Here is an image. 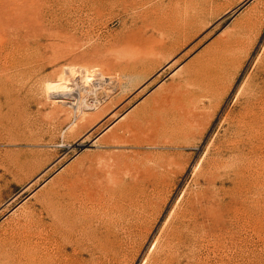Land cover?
I'll list each match as a JSON object with an SVG mask.
<instances>
[{"label": "rangeland", "instance_id": "1", "mask_svg": "<svg viewBox=\"0 0 264 264\" xmlns=\"http://www.w3.org/2000/svg\"><path fill=\"white\" fill-rule=\"evenodd\" d=\"M263 91L264 0H0V248L25 214L55 224L68 184H110L142 218L119 264L167 232L174 264H264V123L237 128Z\"/></svg>", "mask_w": 264, "mask_h": 264}, {"label": "bare ground", "instance_id": "2", "mask_svg": "<svg viewBox=\"0 0 264 264\" xmlns=\"http://www.w3.org/2000/svg\"><path fill=\"white\" fill-rule=\"evenodd\" d=\"M68 75H69L68 76L69 79L71 80V82H70L71 84L69 85L70 89H68V88L67 89L70 92H73L74 94H75V89L77 87L76 84L79 85L80 88L82 87V89H83V86L89 85L93 81L92 77H87L83 73H81V70H79V68L72 69V71L68 72ZM244 86L245 85H243V87L241 86L242 87L241 91H243V88L245 89L246 87H248L249 83L245 87ZM210 87H208V88L210 89ZM61 89L62 88L59 86L57 88V92H60ZM89 92H90V90H89ZM208 92H210V91H208ZM253 93H252V96L250 95V97L246 100L248 106H245L246 107L245 116H243L242 119L237 118V119H239L237 121L240 122V124L237 128H238V132H241L244 130L243 128H246L247 129L246 131L249 134H251L253 137L260 138V137H262L261 131L259 129L255 130L254 127L257 125L259 126V124L261 125L262 123H264V115L262 116L261 114H259L260 112H258L259 109H261L263 107V104H264L263 103L264 102V91L260 92L262 94L259 97L257 96V94H253ZM70 106L76 110L79 108L77 112L82 110L81 109L82 105L80 106V103L78 101H77V103H75V102L71 103ZM87 109H89V108H87ZM91 109H93V108H91ZM85 111H86V109H85ZM241 123H243V125H241ZM234 124H235V122H234ZM256 138H254V139H256ZM256 149H258V148H256ZM34 152H35V150H34ZM25 163L26 162L22 163L21 160L19 161L18 159L13 162L15 168H21L24 166ZM215 163H213V164L215 165ZM11 171H12V169H11ZM112 183H115V182L112 181ZM117 185H119V184H117ZM120 185L122 186V184H120ZM83 186L84 187L78 188L77 185H75L73 183L67 185V187H66V189H67L66 190V206H65L66 210L64 209L66 212L62 211L65 214H63L58 208H56L58 211L56 210L57 214H56L55 218L58 219V221H57L58 225L56 224L57 223L56 220L55 221L53 220V222H55L56 225L54 223H52L53 225L50 223L51 225L48 226L45 223L43 217L38 215L39 212L37 211L38 212L37 213L34 211L32 213L31 212L28 213L30 215L25 214V216H26L25 224L22 226V229H24V231H25V234L23 236L21 235L20 237H18L16 234L15 235L13 234L14 235L13 236L12 233L11 234L5 233L6 236L3 239L5 242L3 241L4 244H2V248H0V250H3L5 252V254L16 251L17 255L15 256L16 258L13 256L16 253L15 252L14 254L11 253L12 255L8 254V256L6 257L5 254L3 253L5 256L4 259L2 258L4 261V264H84V258L82 256L85 253V251L90 253V256H91L90 261L91 262L90 261H88V262H90L92 264H119L121 258L124 257L125 255L127 256L126 252H127L129 245L131 243L136 244L139 242L138 240L140 239V237H138L139 239L137 238L138 233H137L136 237H133V234H134L133 233L134 232L133 226L136 225L137 223H138L137 224V226H138L139 225V219H142V218L138 217V219H136V217H133V216L131 218H129V217L127 218V216H125L126 213L124 211V201H123L124 194H123L122 189L115 187V185L111 186L109 184L108 186L99 187V188H97V190L95 192L90 191V188H89L90 186H85V185H83ZM124 188H126V186ZM131 189H133V188H131ZM131 189H130V191H131ZM124 190L126 191V189H124ZM133 190H136V189H133ZM130 191H128L129 194H130ZM139 191H140V189H139ZM142 193H143V191H142ZM144 193H146V194H144ZM144 193L143 194L145 196L148 195L146 190ZM126 194H128V193H126ZM132 194H134V193H132ZM132 194H130V197H132L131 196ZM117 195H119V196L116 198L115 196H117ZM141 195H140V198L145 197V196H143V195L141 196ZM136 196H137V194H136ZM138 196H137V198H138ZM49 198H50L49 201L51 202L53 199L51 197H49ZM136 199H135V203H136ZM146 199H148V198H146ZM131 200H133V198ZM143 200L145 202L144 198H143ZM129 201H130V199H129ZM146 201L148 204V200H146ZM45 202L46 201L43 202V197H42V203L41 204L43 205V203H45ZM47 202H48V199H47ZM54 202L55 201L53 200V203H52L53 205L57 204L58 201L56 203H54ZM130 203H132V202H130ZM47 204H49V206H51L50 203H47ZM139 204L142 205L143 203H139ZM139 204H137V205H139ZM63 205H62V207H63ZM133 205L135 206V204H133ZM55 206L57 207V205H55ZM129 206H130V204H129ZM142 206H144V204ZM51 207H47V208L50 209ZM130 207H128V208H130ZM125 208H127V207H125ZM44 209H46V207ZM51 210H54V209L52 208ZM46 211H47V209H46ZM56 211H52L53 214H55ZM129 212H130V210H129ZM50 213L48 212V215ZM39 214H41V213H39ZM141 217H142V215H141ZM185 217L186 216H184L183 219H185ZM183 219H182V221H183ZM141 222H142V220H141ZM16 223H18V222H16ZM164 227H165V225H164ZM18 229H20V228H18ZM52 229H57V230L51 231ZM102 229H103V231H102ZM119 230L123 234H121ZM164 231H166V230H164ZM166 234L167 235L165 237V240L167 241L168 244L175 245V248H172V245H168L167 246V247H169L168 249H166V250L162 249V247L160 245L162 242H165V241H162L161 243H159L161 240H159V242H158V240H157L158 237H157L155 239L156 242H154V244H153L154 246L153 245L152 246H153V250L156 251L155 254H158L157 252H159L158 251L159 248H161L163 250V251L161 250L162 253H160V255L162 254V257L159 256V258H157L158 257L157 256L154 259H151V257L153 258V256H151V254H153L154 252L152 253V251H151V253H150V251H149L150 254L149 255L146 254L147 256L144 258V262H143L144 264H174V262H176V261H174L173 258H170V257H172L171 253H172V251H174L176 253V251L180 250L181 246L183 244H185V242L187 241V240H185L187 235L185 237H183V233H180V232H178V233L173 232L172 234L167 232ZM18 235H19V233H18ZM160 235H163V234H160ZM142 237H144V236H142ZM191 240H193V239H191ZM131 246H133V245H131ZM70 250H71V252H70ZM179 254H180V252H179Z\"/></svg>", "mask_w": 264, "mask_h": 264}]
</instances>
